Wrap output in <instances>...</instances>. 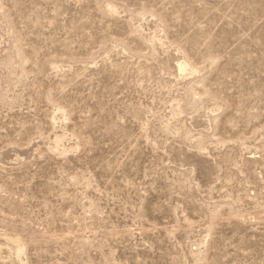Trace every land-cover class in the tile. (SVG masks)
Instances as JSON below:
<instances>
[{"label": "rangeland", "instance_id": "374dc122", "mask_svg": "<svg viewBox=\"0 0 264 264\" xmlns=\"http://www.w3.org/2000/svg\"><path fill=\"white\" fill-rule=\"evenodd\" d=\"M0 264H264V0H0Z\"/></svg>", "mask_w": 264, "mask_h": 264}, {"label": "bare ground", "instance_id": "6f19581e", "mask_svg": "<svg viewBox=\"0 0 264 264\" xmlns=\"http://www.w3.org/2000/svg\"><path fill=\"white\" fill-rule=\"evenodd\" d=\"M190 65V64H189ZM190 66H188L187 64H183L181 65L180 69L181 71H183L184 73L187 72V71H191V69L189 68ZM182 72V73H183ZM186 74V73H185ZM13 241V240H12ZM10 243V242H9ZM12 243V242H11ZM15 244L14 245H17V249L20 251H22V246L19 244V242H14Z\"/></svg>", "mask_w": 264, "mask_h": 264}]
</instances>
